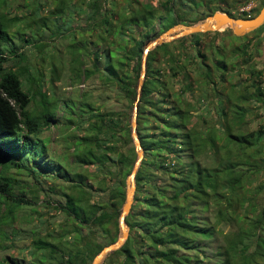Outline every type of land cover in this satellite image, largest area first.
Segmentation results:
<instances>
[{
  "label": "trees",
  "instance_id": "1",
  "mask_svg": "<svg viewBox=\"0 0 264 264\" xmlns=\"http://www.w3.org/2000/svg\"><path fill=\"white\" fill-rule=\"evenodd\" d=\"M108 2L113 5V0H85L84 7L78 9L87 10L90 25L84 30L98 49L86 50L89 65H84V43L68 44L74 48L67 70L70 84H76L80 76L94 74L103 87L113 88L119 98L118 109L93 107L87 92L57 97L54 63L51 76L44 80L38 67L6 68L3 64L7 57L0 47V204L5 207V216L12 218L16 208L30 200L22 191L12 193L16 180L5 176L2 169L12 165L29 173L35 168H40L39 172L51 170L67 183V190L59 191L63 201L57 206L72 222L55 238L74 232L79 236L78 227L83 224L97 228L102 241L89 247L87 254L92 256L113 242L118 233L124 178L130 172L129 167L122 171L121 164L131 166L135 160L130 119L144 44L175 23L190 24L204 16L189 18L174 14L171 5L164 4L161 11L156 5L133 4L136 0H127L124 10L115 12L103 6ZM62 3L59 1L50 14L59 12ZM263 4L261 0L260 6ZM259 8L250 14L242 11L234 15L228 8L212 6L205 16L220 10L233 17H250ZM46 20L43 18L41 24L47 25ZM156 20L158 27L154 28ZM199 34L204 33L179 37L146 52L135 118L143 157L134 174L133 199L124 218L128 236L101 264H264V181L254 183V177L264 174V127L242 130L236 124L231 126L242 121L247 106L252 105L250 100L260 101L261 87L253 80L249 84L253 88L251 96L242 95L246 85L242 89L234 85L223 94L224 99L219 98L214 77L224 78L226 62L215 51L210 62L196 65V54L205 57L196 47ZM33 36L22 41L31 45ZM191 38L188 48L183 43ZM8 39L0 24V41ZM12 48L8 56L22 57ZM201 65L204 68L196 71ZM196 78L217 93L213 110L218 123L201 131L196 129L194 115L187 111L190 109L183 106L181 95L174 91L172 96L170 89V83L176 80L180 89H190ZM57 110H61V117L55 115ZM59 118L69 124H84L85 133L75 138L71 151L78 170L69 168L66 160L44 159L46 145L38 135ZM90 166L92 175L83 172ZM94 192L102 196L93 198ZM31 244L35 249L48 248L54 264H89L82 257L83 250L75 249L72 242L62 249L43 239ZM8 261L37 264L23 258Z\"/></svg>",
  "mask_w": 264,
  "mask_h": 264
},
{
  "label": "rangeland",
  "instance_id": "2",
  "mask_svg": "<svg viewBox=\"0 0 264 264\" xmlns=\"http://www.w3.org/2000/svg\"><path fill=\"white\" fill-rule=\"evenodd\" d=\"M59 1L61 0H0V24L9 38L7 41H0V47L4 49L3 52L7 57L3 65L6 68H16L19 65H27L32 69L38 67L45 80L51 76V64L54 63L58 73V78L53 79V87L57 97L63 99L72 93L79 95L82 92H87V99L93 107L100 110L104 107L118 109L119 98L115 95V90L103 87L94 74L87 78L80 76L76 84L69 83L67 66L70 51L74 47H68V44L82 46L84 43V51L86 52L84 65H89L87 61L89 55L86 50L92 52L98 47L90 42L93 37L87 36L88 33L84 30L88 29L90 25L88 18H86L87 10L78 11L79 8L84 7L83 2L85 0H62L60 11L51 15L50 11L59 6ZM126 1L113 0L112 6H109V2L103 6L111 7L113 11L120 12L124 10ZM260 2L261 0H136L133 4L156 5L157 9L161 11H164L162 9L164 4H168L171 5V11L175 12L174 14L178 13L181 16L192 18L194 15L196 17L201 14L205 16L212 6L228 8L234 15H239L242 11H247L250 14L259 8ZM101 7L100 2V9ZM68 10L69 14H67ZM43 18L47 19L45 21L47 25L41 24ZM157 27L156 20L154 28ZM203 33L198 35L199 42L196 47L205 57L202 58L200 54H196V65L210 62L215 51H218L222 55L221 58L226 62L224 78L221 76L214 77L216 81L214 88L217 89L219 98L224 99L223 94L227 93L230 87L234 88V85L238 89H242L241 86L246 85L247 88L244 90L245 92H242V95L244 97L251 96L253 88L249 84L253 80L259 83L261 87L262 100L255 102L250 100L252 105L247 106L242 121L237 122V120L231 126L236 124L242 130L255 129L259 125L264 127V23L242 35H234L227 27L218 31ZM29 35H34L35 39L34 42L32 40L33 44L31 45L29 42L22 41V38H28ZM150 40H147L145 44ZM192 40L193 38L188 39L183 44L191 48L188 42ZM35 44H41V47L36 48ZM12 45L14 46L12 49L22 57L8 56L7 51ZM242 50H244V54L241 53ZM202 67L204 68L202 65L197 67L196 71L203 69ZM246 68H249L251 72L246 71ZM53 76L55 77V74ZM193 77H196V74L193 73ZM179 86L178 80L170 83V89L173 91L172 96H174V91L181 95L183 106H187L190 109L187 111L194 115L196 129L201 131L206 126L218 123L219 118L213 110L217 93L208 86L201 84L199 78H196V83H193L190 89L183 87L184 90H182ZM198 87H200V91L197 90ZM60 113L61 110L55 111L57 117H61ZM72 118L74 121L77 120L73 116ZM83 127V123L78 126L77 123L69 124L66 120L59 118L53 120L48 127L42 128L38 136L45 141L46 157L44 159L54 157L55 159L66 160L68 166L78 170L79 167L72 162L71 151L76 145L75 138L85 133ZM261 155L264 157V150H262ZM24 163L29 164V161ZM70 166L69 168H72ZM121 166L122 171L126 170L127 167L131 170L133 164L131 166L121 164ZM96 168L97 166L94 167V169ZM91 169L92 166L84 168L83 172L90 175ZM38 170L40 168H35L34 172L29 173L23 168L12 165H9L7 169H2L5 176L8 175L16 180L12 193L22 191L25 198L30 201L21 204L18 209L16 208L12 218L5 216V207L0 204V264H8L9 258L30 259L37 264H54L55 261L48 256V248L35 249L32 246L31 243L35 239L51 241L61 249L68 247L69 243L72 242L75 249L83 250L82 257L85 262H90L92 254H87L88 249L93 244L102 241L101 234L97 228L83 224L80 228L78 227L79 236H76L74 232L64 235L63 238H55L65 228L68 229L72 226L71 219L66 218L61 208L57 206L63 201L59 191L67 190V183L56 177L51 170L47 172L44 170L39 172ZM126 177L127 175L124 178V187ZM262 181H264L263 173L254 177V183ZM50 187L53 189L51 190ZM100 195L102 196L100 192H94L92 197L95 198ZM107 196L108 191H105L103 197L106 198ZM228 228L225 226V229Z\"/></svg>",
  "mask_w": 264,
  "mask_h": 264
},
{
  "label": "water",
  "instance_id": "3",
  "mask_svg": "<svg viewBox=\"0 0 264 264\" xmlns=\"http://www.w3.org/2000/svg\"><path fill=\"white\" fill-rule=\"evenodd\" d=\"M262 23H264V4L259 8V10L255 15L250 17H233L228 15L226 12L214 11L211 14L204 16L202 19L197 20L194 23H190V24L176 23L168 27L161 33H159L157 36H155L153 39H151L149 42H147L144 45L143 53L140 61L139 76L135 86L136 95L133 104V112L130 119L131 140L135 151V160L129 174L125 179L123 202L120 206L119 214L117 218L118 233L113 242L103 245L92 256L89 264H101L102 261L107 257V255L111 251L118 249L128 236V226L124 222V218L129 212L133 199V194L135 190L134 174L143 157V149L140 145L139 139L135 131V127H136L135 118H136V109L139 99L140 88L145 74L146 52L157 45H160L165 42H170L174 39L192 33L218 31L223 27H227L234 35H242L258 27Z\"/></svg>",
  "mask_w": 264,
  "mask_h": 264
}]
</instances>
